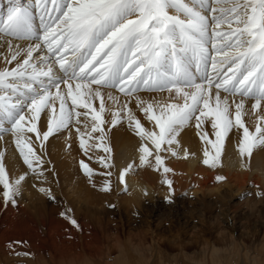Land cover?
<instances>
[{
	"label": "snow or ice",
	"instance_id": "snow-or-ice-1",
	"mask_svg": "<svg viewBox=\"0 0 264 264\" xmlns=\"http://www.w3.org/2000/svg\"><path fill=\"white\" fill-rule=\"evenodd\" d=\"M3 45L9 55L0 67V140L10 134L26 165L22 174L10 178L0 151V199L5 205L16 204L29 174L41 185L47 182L44 142L82 123L85 132L76 128L80 148L86 155L91 147L103 148L107 155L99 163L107 171L100 175H113L112 150L101 127L104 90L114 102L119 98L113 90L134 99L154 122L151 129L142 127L128 104L123 105L129 128L140 138V167L148 165L166 176L171 169L162 150L178 157V137L193 124L205 145L202 162L209 168L221 166L226 137L233 131L242 169H248L245 157L264 149V0H8L7 13L0 17ZM141 93H167L168 98L144 99ZM180 97L183 103L171 102ZM94 100L102 101L99 112L93 109ZM246 116L254 119L253 129L246 126ZM119 122L113 113L111 124ZM206 124L214 139L204 130ZM96 132L99 143L89 145L83 136L92 139ZM37 142L40 153L34 150ZM153 155L154 164L149 160ZM188 156L185 148L183 158ZM80 168L91 183L93 170L83 161ZM133 168L128 163L118 172L125 191L126 174ZM215 179L223 182L225 177ZM163 183L171 191L172 181ZM32 186L54 199L50 188ZM101 191H110L109 179ZM256 195L264 198V192ZM69 211L60 215L78 228ZM25 243L13 241L9 248Z\"/></svg>",
	"mask_w": 264,
	"mask_h": 264
},
{
	"label": "bare ground",
	"instance_id": "bare-ground-1",
	"mask_svg": "<svg viewBox=\"0 0 264 264\" xmlns=\"http://www.w3.org/2000/svg\"><path fill=\"white\" fill-rule=\"evenodd\" d=\"M22 1L26 2V0ZM7 8L8 0H0V17L6 15ZM222 30H227V26H224ZM8 55L7 46H0V67L4 66V58ZM107 91L104 90L102 96L105 111L100 115L104 121L101 127L106 134V144L112 150L113 168L111 170L113 175L110 178L100 175L101 172L107 171L99 163V158L107 155L103 148L91 147L88 149L87 155L80 148L81 137L77 135L76 128L79 127L81 132H85L83 123L73 127L71 133L64 130L49 137V140L44 142L46 148L43 155V166L48 169L45 172L47 182L41 185L40 181L31 178V174H29L21 194L15 198V205L11 203L5 205L0 199V264H137L133 260L134 257L131 258V252L138 254L140 258L138 264H141L145 258L144 251L149 248L148 240L157 246L168 244L174 250L177 247L187 249L191 240L186 242L187 239L185 241L183 235L180 234L183 231L178 230L174 235L170 233V236H163L156 231L150 235L142 232L134 235L129 232L126 242L122 241L120 235L116 233L118 230L115 227L114 233L116 234L114 235L116 236L109 235V231H111V222L108 220V215L111 214L109 210L110 197L125 186L119 183L118 172L123 170L128 163H133L134 168L126 174L125 182L126 186H129V195L128 199H123L121 206V209H124L122 212L126 216L129 217L134 212L129 209L133 208L134 204L145 206L144 197L167 193L176 202L178 196L183 195L193 201L190 204L192 211H198L201 214L207 211L219 213L220 219L214 223V227L218 233V239L215 240L220 245L224 242H232V232L238 223V212H245L248 217L256 218L257 216L258 219L260 218L261 223H259L264 234V198L256 195L257 192H264V149L258 148L254 150L250 158L245 157L248 169H242L240 167L241 158L237 151L238 136L233 131L226 137L221 166L214 169L209 168L202 162L205 145L195 134L196 129L193 124L178 137L180 141L178 157H173L170 153L162 150L161 156L165 166L171 169L166 176L162 170H153L148 165L140 167L138 163L140 138L133 129L129 128L123 105L128 104V109L141 122L142 127L151 129L154 122L149 121L146 115L135 106L134 99H126L123 94L113 90L112 95L119 98L118 102H114L108 99ZM140 95L144 99H150L152 96H155L156 99L168 98L167 93H141ZM101 102V100L93 101V109L97 112H99ZM171 102L183 103V98L180 97ZM70 103L71 101H69ZM77 111L84 112L86 109L77 108ZM113 113H117L119 116L120 122L116 125L111 124ZM79 119L84 121L85 118L81 116ZM87 120V131H91L93 123L91 114ZM245 121L246 126L250 129L254 128V119L246 116ZM37 126L38 129L41 128V123L38 122ZM204 130L209 133L210 139H214L210 125L206 124ZM31 135L34 139L35 134ZM92 136L93 138L89 139L85 134L83 138L89 145L99 143L95 139L99 136V132L93 133ZM164 147L162 146V149ZM185 148L189 152L187 159L183 158ZM34 150L40 153L38 142ZM0 151L5 154L4 163L10 178L22 174L26 165L19 157L10 134L0 140ZM149 160L154 164V155L149 157ZM81 161L87 163L93 170L94 175L91 183L80 168ZM137 169L140 170L139 173L136 172ZM217 175H223L225 180L217 182L215 179ZM105 179L110 181V191L108 192L101 191ZM164 179L172 181L171 191L163 183ZM33 184H36L37 187L50 188L54 199H49L39 193L37 188L32 186ZM94 184L95 187H93ZM238 197L240 200L243 198V201L241 200L237 205L235 201ZM66 210H71L68 215L77 221L78 228L73 227L60 215L62 211ZM198 235L196 234L194 237L199 242L205 241L206 245L202 250L210 252L212 264L234 263V254H230L225 259V263L220 261L218 259L220 250L213 246L216 243L213 242L212 248H210V242L203 240L201 235ZM257 236L255 235V240L258 238ZM251 238L250 236L249 240ZM13 241L26 243L9 248V244ZM194 242L196 244V241ZM16 251H26L30 255L18 257L15 254ZM251 261L252 264H262L263 262L259 256H253Z\"/></svg>",
	"mask_w": 264,
	"mask_h": 264
},
{
	"label": "rangeland",
	"instance_id": "rangeland-1",
	"mask_svg": "<svg viewBox=\"0 0 264 264\" xmlns=\"http://www.w3.org/2000/svg\"><path fill=\"white\" fill-rule=\"evenodd\" d=\"M138 171L140 172V170L137 169L136 172L139 173ZM126 188L127 190L125 191L124 186L121 191H118V193L110 197L109 203H111V206H109V210L111 214L108 215V220L111 222V231H109L110 236H116L114 234L118 233L122 241L126 242V237L129 232L134 235L140 232L150 235L156 231V233H160L163 236H170V233L174 235L178 230L181 232L183 231L180 234L183 235L185 241L187 239L186 242L191 240L190 242L192 244L189 242V245L193 246L189 247L188 245L187 249L177 247L174 250L169 247L168 244L157 246L153 244L152 241L148 240L149 248L144 251L145 258L143 259L144 262L141 264H202L203 262L204 264H212V262H210V252L202 250L203 246L206 245L205 241L199 242L194 236L200 234L203 240L205 239L210 242L209 247L212 248L211 245H213V242L216 243L218 239V233H216V227H214V223L220 219L218 212L213 213V211H211V214L210 211H207V214L202 213L205 215L202 216L201 212L191 210L190 204L193 202L191 198L182 195L178 196L175 202L169 194L157 193L153 195V197H144V201L146 202L144 204L145 206L141 207L140 204H134L133 208H129L130 210H134V212L128 217L122 212L124 209H121L123 199L127 198L129 195V186H126ZM239 198L240 197L235 201L237 205L240 204L241 200L243 201V198H241V200ZM237 215L238 223L236 224V229L232 232V242H224L221 243L222 245L216 243L217 245H213L216 249L220 250L218 259L225 263V259H227L230 254H234L235 260L233 264H252L251 259L253 256H259L264 262V256H262V254H264V234L260 224V218L258 219L257 216L256 218L248 217L245 212H238ZM212 223L213 226H211ZM114 227L118 230L116 233H114ZM183 233L187 234L184 236ZM255 235H258L257 237L259 239L256 238L255 240ZM248 236L252 238L249 240ZM192 240L196 241V244ZM130 254L131 258L134 257L133 260L138 264L140 260L138 254H133L132 252ZM263 262L262 264H264ZM110 263H112V260H110Z\"/></svg>",
	"mask_w": 264,
	"mask_h": 264
}]
</instances>
